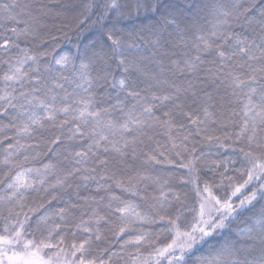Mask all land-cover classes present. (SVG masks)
I'll return each instance as SVG.
<instances>
[{"label":"snow or ice","instance_id":"1","mask_svg":"<svg viewBox=\"0 0 264 264\" xmlns=\"http://www.w3.org/2000/svg\"><path fill=\"white\" fill-rule=\"evenodd\" d=\"M0 264H264V0H0Z\"/></svg>","mask_w":264,"mask_h":264},{"label":"trees","instance_id":"2","mask_svg":"<svg viewBox=\"0 0 264 264\" xmlns=\"http://www.w3.org/2000/svg\"><path fill=\"white\" fill-rule=\"evenodd\" d=\"M65 47H67V45H65ZM207 150V149H206ZM212 151H216V149H212ZM224 153H223V150H221V156L223 155ZM213 158H215V157H213Z\"/></svg>","mask_w":264,"mask_h":264}]
</instances>
